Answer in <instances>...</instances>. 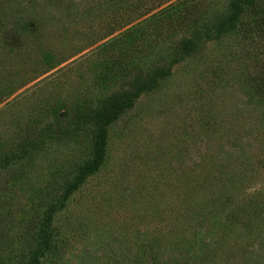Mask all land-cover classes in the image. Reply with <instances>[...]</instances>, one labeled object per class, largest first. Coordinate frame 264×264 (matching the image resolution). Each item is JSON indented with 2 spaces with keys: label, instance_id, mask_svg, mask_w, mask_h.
<instances>
[{
  "label": "rangeland",
  "instance_id": "1",
  "mask_svg": "<svg viewBox=\"0 0 264 264\" xmlns=\"http://www.w3.org/2000/svg\"><path fill=\"white\" fill-rule=\"evenodd\" d=\"M235 1L0 0V264H264V0Z\"/></svg>",
  "mask_w": 264,
  "mask_h": 264
},
{
  "label": "trees",
  "instance_id": "2",
  "mask_svg": "<svg viewBox=\"0 0 264 264\" xmlns=\"http://www.w3.org/2000/svg\"><path fill=\"white\" fill-rule=\"evenodd\" d=\"M251 1L252 0H236L235 1V3L236 4H239V5H242V4H250L251 3ZM216 27V26H215ZM108 116H103V117H97V121L99 122H97L96 124L98 125V127L100 126H102L103 124H106V123H108ZM100 130H101V128H100ZM100 153H101V151H99L98 152V150H97V155H96V162L94 163V164H96L97 163V161H99V155H100ZM10 159V157L9 158H4L1 162H0V165H4V164H6L7 163V161ZM94 167H95V165H92V166H90V167H88L87 168V170H86V172H91L93 169H94ZM35 256H36V252L35 253H33L32 254V259L33 260H35Z\"/></svg>",
  "mask_w": 264,
  "mask_h": 264
},
{
  "label": "clouds",
  "instance_id": "3",
  "mask_svg": "<svg viewBox=\"0 0 264 264\" xmlns=\"http://www.w3.org/2000/svg\"><path fill=\"white\" fill-rule=\"evenodd\" d=\"M259 187H260V185H256V186H254L253 188L248 189V190H246V191L248 192L249 195H251V194H253L256 190H258Z\"/></svg>",
  "mask_w": 264,
  "mask_h": 264
}]
</instances>
